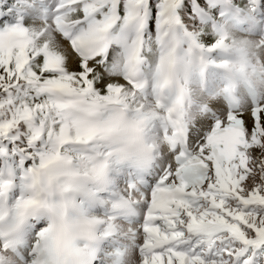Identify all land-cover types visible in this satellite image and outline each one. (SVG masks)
I'll return each instance as SVG.
<instances>
[{"label": "snow or ice", "instance_id": "snow-or-ice-1", "mask_svg": "<svg viewBox=\"0 0 264 264\" xmlns=\"http://www.w3.org/2000/svg\"><path fill=\"white\" fill-rule=\"evenodd\" d=\"M0 264H264V0H0Z\"/></svg>", "mask_w": 264, "mask_h": 264}]
</instances>
